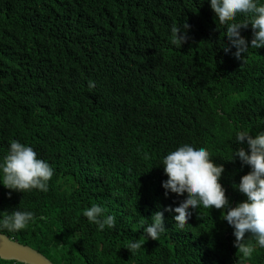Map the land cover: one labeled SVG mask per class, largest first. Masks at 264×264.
Instances as JSON below:
<instances>
[{"label":"trees","instance_id":"trees-1","mask_svg":"<svg viewBox=\"0 0 264 264\" xmlns=\"http://www.w3.org/2000/svg\"><path fill=\"white\" fill-rule=\"evenodd\" d=\"M181 22L189 39L173 45ZM227 43L207 0H0V158L18 139L55 170L46 193L0 185V212L47 217L1 234L53 264H264V249L233 247L221 210L198 206L182 229L163 212L184 196L165 197L159 164L183 142L223 164L230 206L245 199L233 185L250 168L229 160L236 131H264V47L238 60ZM93 203L114 228L87 221ZM156 211L165 231L145 240Z\"/></svg>","mask_w":264,"mask_h":264},{"label":"clouds","instance_id":"clouds-1","mask_svg":"<svg viewBox=\"0 0 264 264\" xmlns=\"http://www.w3.org/2000/svg\"><path fill=\"white\" fill-rule=\"evenodd\" d=\"M207 2L219 25L224 27V37L228 43L222 44L221 48L225 54L229 53L230 48H234L232 55L239 60L249 47H264V0ZM238 16L241 19L238 20ZM249 25L251 39L246 41L240 30ZM189 27L185 22L171 25V43L181 46L187 42ZM88 87H95V83L90 81ZM234 142L237 147L231 151L229 161L235 157L242 166L250 168V171L240 177L239 183L233 185L244 195L243 201L230 206L225 189L219 182L224 172L223 164L215 163L205 146L183 142L167 151L159 164L167 177L161 182L165 197L169 193L184 196L175 207L165 206L163 212H174L176 226L182 229L198 206L221 210L220 218L232 229L233 247L247 260L251 259L257 248L264 249V131L249 135V129L244 128L235 132ZM54 172L49 162L40 158L32 146L18 139L10 140L6 154L0 158V185L12 191L24 193L35 190L46 193ZM163 212L156 211L149 223L141 225L145 240L157 241L165 231L162 224ZM0 213V233L17 232L37 220H47L46 216H36L31 210L16 209L10 213ZM82 214L101 231L106 227H115V217L106 215L102 205L93 203ZM142 244L137 239H129L123 248L133 253L141 249Z\"/></svg>","mask_w":264,"mask_h":264},{"label":"water","instance_id":"water-1","mask_svg":"<svg viewBox=\"0 0 264 264\" xmlns=\"http://www.w3.org/2000/svg\"><path fill=\"white\" fill-rule=\"evenodd\" d=\"M0 260L19 264H53L37 250L10 240L1 233Z\"/></svg>","mask_w":264,"mask_h":264}]
</instances>
